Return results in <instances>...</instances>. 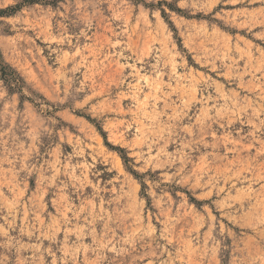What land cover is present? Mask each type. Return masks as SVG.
<instances>
[{
	"label": "rangeland",
	"instance_id": "374dc122",
	"mask_svg": "<svg viewBox=\"0 0 264 264\" xmlns=\"http://www.w3.org/2000/svg\"><path fill=\"white\" fill-rule=\"evenodd\" d=\"M0 10V264H264V0Z\"/></svg>",
	"mask_w": 264,
	"mask_h": 264
},
{
	"label": "trees",
	"instance_id": "16d2710c",
	"mask_svg": "<svg viewBox=\"0 0 264 264\" xmlns=\"http://www.w3.org/2000/svg\"><path fill=\"white\" fill-rule=\"evenodd\" d=\"M5 11V10H4ZM4 11H1L0 10V13L4 12ZM0 74L2 75L3 78H5L6 76V73H5V66L3 65L2 63V60H1V53H0ZM124 158V160L126 159L125 156H122Z\"/></svg>",
	"mask_w": 264,
	"mask_h": 264
}]
</instances>
